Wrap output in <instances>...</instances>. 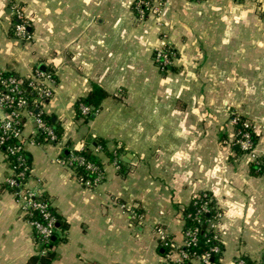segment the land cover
<instances>
[{"label": "crops", "instance_id": "obj_1", "mask_svg": "<svg viewBox=\"0 0 264 264\" xmlns=\"http://www.w3.org/2000/svg\"><path fill=\"white\" fill-rule=\"evenodd\" d=\"M30 38L14 35L12 0H0V67L28 78L51 71L43 111L58 121L61 143L28 142L27 187L46 195L67 228L51 264H162L161 228L180 247L183 208L210 191L223 209L222 262L264 253V0H166L141 19L137 0H20ZM168 44L167 71L154 61ZM97 85L108 95L91 119L76 104ZM258 135L253 153L234 149V116ZM35 130L25 117L23 135ZM104 139L115 158L95 145ZM90 148L104 178L88 187L60 161L64 150ZM13 173L0 148V264L43 255L35 229L6 186ZM137 215L132 218L131 213ZM177 258V255H174ZM39 264V263H38Z\"/></svg>", "mask_w": 264, "mask_h": 264}, {"label": "built area", "instance_id": "obj_2", "mask_svg": "<svg viewBox=\"0 0 264 264\" xmlns=\"http://www.w3.org/2000/svg\"><path fill=\"white\" fill-rule=\"evenodd\" d=\"M165 4L166 0H137L135 6L138 16L140 18H145L152 13L159 15ZM10 8L14 16L12 27L14 35L21 39H29L30 19L26 8L20 0H12ZM175 56V49L168 44L156 47L153 53L155 63L164 71L171 67ZM54 81V73L51 71L36 69L31 76L24 78L0 67V148L4 151L7 158L9 155H17V159H19L21 161L20 163L23 165L21 171H17L15 165L11 166L13 173L6 179V182L12 189L18 190L16 194L20 201L21 211L27 216L33 228L41 236L39 243L42 246V254H46L49 250L48 246L45 245L50 243L57 231V218L56 215L52 213V201L48 197L44 199L42 197L44 196L43 193L27 187V182L32 171V164L26 161L24 152H26L27 143L36 142L40 133H45L47 136L46 142L61 143V138H59L53 128L47 124L42 115L44 114L42 107L45 100L53 94L52 83ZM26 87L32 91V95L26 93ZM80 110L82 116H87L92 112V108L87 104H81ZM28 116L34 118L35 130L31 137L25 138L23 135L24 121L25 117ZM234 121L237 124L240 121V116H236ZM243 125L247 130L241 133V136L236 139V142L245 153H253L255 146L251 139L250 132V129H253V125L248 119L243 121ZM9 140H17L18 143L8 145ZM5 146H7L6 149H4ZM74 150L76 149H72L69 157H60V161L72 167L75 171L76 165H82L92 173L97 172L95 178L90 179L76 171L78 178L84 185L88 187L96 186L104 178L103 170L98 169L93 162L86 161L84 157L75 154ZM114 163L118 168L121 167L117 158H115ZM9 164L11 165L10 161ZM17 177L25 179V182L17 180ZM35 210L42 214L44 218L43 221L34 218L33 212ZM206 210V205H203L197 212L195 218L201 221L199 216ZM130 216L132 218L137 217L133 212ZM222 216L223 213H219L214 218L208 220V230L213 233V239L217 241V244L211 247V252H207L202 257L199 255H191L189 252L182 249V246L189 245V241L196 244L197 235L200 231L199 227L184 233V243L180 247L175 244L170 235L160 228L161 244L169 248V252L162 264H212V252L219 254L218 261L220 264H224L222 262ZM174 255H177V258H174ZM231 264H246V261L239 255ZM258 264H264V253Z\"/></svg>", "mask_w": 264, "mask_h": 264}, {"label": "trees", "instance_id": "obj_3", "mask_svg": "<svg viewBox=\"0 0 264 264\" xmlns=\"http://www.w3.org/2000/svg\"><path fill=\"white\" fill-rule=\"evenodd\" d=\"M136 10V6H135ZM137 12V10H136ZM138 14V13H137ZM16 74V73H14ZM26 82V80H25ZM25 91L28 95H32V91L26 87ZM108 95V93L102 89L101 87L95 85L94 89L91 91V93L80 99L77 104H76V109H77V114H81L80 106L81 104H87L92 108V112L84 116L86 119H91L93 117V114H95L99 110L100 102L103 98H105ZM44 120L47 122L48 125H50L54 132L57 134L59 138H61L62 133H63V128L61 124L53 119V116L46 115L45 113L42 114ZM246 118L243 116H240V121L236 124V139L241 136V133L244 130H247L244 125L243 121ZM251 132V139L254 142V146L257 143L258 140V135L254 132V130L250 129ZM236 139L234 141V149L238 153H245L241 146L236 142ZM47 140V136L45 133H40V135L37 137L36 142L37 143H44ZM17 140H9L8 145H14L17 144ZM55 143V142H54ZM96 147H100L104 149L107 154L111 158H115L116 154H119L121 149H115L114 151L108 150L106 146V141L104 139H96L95 141ZM7 146L4 147L6 149ZM74 153L82 156L86 159V161H91L93 162L98 169L103 170V164L100 160V158L88 147L81 149V150H74ZM65 157H69L71 155V152L69 150H64L63 154ZM24 157L26 158V161H28L30 164L31 163V158L30 154L26 150L24 152ZM8 160L11 162V166L15 165L17 171H21L23 169V165L20 163L21 161L17 159V155H9ZM119 163H121V160H119ZM76 171L83 175L86 178L94 179L95 176L97 175V172H90L88 171L84 166L82 165H76ZM251 172L252 174L255 175H264V155H258L255 157V160L251 163ZM17 180L25 182V179L21 177H17ZM6 186L10 185L6 183ZM44 199H47V196L44 195L42 196ZM203 205H206L207 210L202 212L200 214V219L201 221H198V219L195 218L197 212L202 208ZM52 213L56 215L57 218V226H59L61 229L67 228L68 224L65 223L64 221H61L60 216L55 212V209L52 208ZM219 213H223L222 207L218 204L216 198L210 191H200L194 195L192 198L191 202L183 208V219H184V228L183 231L184 233L191 231L195 229L196 227H199L200 231L197 235V242L194 244V242L189 241V245H184L182 246V249L189 252L191 255H199V256H204L207 252H211V247L215 244H217V241L213 239V233L208 230V220L214 218L217 216ZM34 218L43 221L44 218L42 214L35 210L33 212ZM37 240H41L40 234L35 230ZM54 236L56 237L55 240L51 239L50 243L46 244L45 246H48L49 250L47 251L46 254L43 255H36L33 256L26 264H51L52 259L54 257V252H53V247L57 245L60 241H63L65 237L59 235V233L56 231ZM223 249L224 246L222 245ZM160 250H162V253L164 255H167L169 252V248L160 245ZM241 257L246 261V264H256L248 255H241ZM219 254H215L212 252V264H220L219 263Z\"/></svg>", "mask_w": 264, "mask_h": 264}, {"label": "rangeland", "instance_id": "obj_4", "mask_svg": "<svg viewBox=\"0 0 264 264\" xmlns=\"http://www.w3.org/2000/svg\"><path fill=\"white\" fill-rule=\"evenodd\" d=\"M145 18H146V17H145ZM145 18H143V19H145ZM141 19H142V18H141ZM175 57H176V56H175ZM174 59H175V58H174ZM173 63H174V61H173ZM172 65H173V64H172ZM172 65H171V66H172ZM157 66H158V65H157ZM161 70H162V69H161ZM168 70H169V69H168ZM162 71H164V70H162ZM166 71H167V70H166ZM236 116H240V115H235L234 118H235ZM234 123H235V121H234ZM235 124H236V123H235Z\"/></svg>", "mask_w": 264, "mask_h": 264}, {"label": "water", "instance_id": "obj_5", "mask_svg": "<svg viewBox=\"0 0 264 264\" xmlns=\"http://www.w3.org/2000/svg\"><path fill=\"white\" fill-rule=\"evenodd\" d=\"M55 238H56L55 236L52 237L53 240H55Z\"/></svg>", "mask_w": 264, "mask_h": 264}]
</instances>
